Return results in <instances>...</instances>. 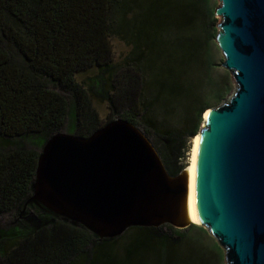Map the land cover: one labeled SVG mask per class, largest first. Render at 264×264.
<instances>
[{
  "label": "trees",
  "instance_id": "16d2710c",
  "mask_svg": "<svg viewBox=\"0 0 264 264\" xmlns=\"http://www.w3.org/2000/svg\"><path fill=\"white\" fill-rule=\"evenodd\" d=\"M170 1L142 0L127 21L124 0H0V264H207L205 248L191 235L196 225L135 227L98 239L30 200L38 150L63 133L67 120L70 135L86 139L110 121H126L147 137L169 176L186 167L179 163L189 148L186 139L198 132L208 94L216 98L222 87L208 80L214 89L194 97L182 89L181 73L174 76L169 68L177 52L191 61L203 46V36L191 31L205 14L202 0ZM119 7L132 55L125 71L105 77L114 58L112 15ZM210 25L202 21V31ZM167 29L181 32L172 53L161 46ZM92 69L101 74L87 89L76 76ZM146 70L158 85L157 99L165 94L189 101L193 117L183 127L151 118L152 102L142 95ZM89 91L106 102L107 119L90 106Z\"/></svg>",
  "mask_w": 264,
  "mask_h": 264
},
{
  "label": "water",
  "instance_id": "95a60500",
  "mask_svg": "<svg viewBox=\"0 0 264 264\" xmlns=\"http://www.w3.org/2000/svg\"><path fill=\"white\" fill-rule=\"evenodd\" d=\"M215 36L234 91L210 108L194 163V214L225 264H264V0H217ZM147 137L113 120L91 136H50L32 196L98 239L174 225L185 185L169 176ZM183 230V229H177Z\"/></svg>",
  "mask_w": 264,
  "mask_h": 264
},
{
  "label": "rangeland",
  "instance_id": "374dc122",
  "mask_svg": "<svg viewBox=\"0 0 264 264\" xmlns=\"http://www.w3.org/2000/svg\"><path fill=\"white\" fill-rule=\"evenodd\" d=\"M137 1V2H136ZM142 2V0H124V4L126 6L127 2L129 4V10L125 13V18L127 21H132L134 17V13L138 12V2ZM175 1V0H174ZM172 3V0L170 1ZM201 5L204 9V13L200 19H198V23L196 24V28L191 31L194 36H203L201 40L204 41L203 46L197 50L194 58L190 61L183 57L182 51L173 55L169 60L168 66L174 71V76L177 73H181L180 76V84L184 91H188V93L194 97H200V95L206 90L210 91L213 87L207 85L208 80H212L213 83L221 84L222 91L220 96L214 98L212 93L208 94L206 98L207 105L203 108L201 113V121L198 124V132L200 130L201 125L203 124V113L206 109L215 108L219 106L225 99L229 98L230 95L234 91V84L231 80V76L229 72L221 66L223 62V56L221 52L217 49V45L215 42V36L218 30L219 18L216 17L215 10L218 6L217 0H202ZM122 12L121 7L116 8L113 11L112 21V50H113V62L111 70L106 73L105 77H114L117 73H121L124 70V65L128 62L130 56L132 55V44L128 41L126 36L124 35L126 26L125 22L122 21ZM205 15V16H204ZM176 17V16H175ZM172 20V19H170ZM175 20V19H174ZM205 20V24L210 25L209 30L202 31V21ZM199 25V27H198ZM181 32H175L174 30H166L165 32L160 33L161 38V46L166 47L169 50V53H172L177 49V42L174 38L179 37ZM179 45V44H178ZM182 55V56H181ZM178 61H180L178 63ZM100 71L98 69L87 70L82 73H79L76 76V81L82 84L85 88L89 89L92 87L93 82H96L97 78L100 75ZM144 77V88L142 91V95L146 100L152 102L153 108L151 111V118L156 122H159L165 126L172 127H183L185 125L186 119L190 121L193 117V113L190 111V106L187 105L188 100H181L180 103H177L174 99L166 98L165 94H161L157 99V91L158 85L153 82L154 77L153 73L146 70L143 72ZM214 89V88H213ZM187 94L186 92H183ZM156 95V96H155ZM188 95V94H187ZM89 97L91 102V107L97 112V114L102 119H107L109 117V111L106 107V102L103 98L96 95L94 92L89 91ZM156 97V102L152 99ZM70 129V120H67L65 123V127L63 129V133L71 134ZM197 132V133H198ZM191 139H186V146L189 148L184 151V155L180 158L178 162L180 165L189 164V159L191 155ZM38 150V152H40ZM197 226V225H196ZM203 227L197 226L191 231L192 238L196 241L197 244L202 245L204 250V258L207 264H225L223 257V249L220 245L208 235L206 230V235H204ZM205 230V229H204ZM127 240L126 237H123L120 240L119 247H121L122 243ZM120 248L117 250L119 253Z\"/></svg>",
  "mask_w": 264,
  "mask_h": 264
},
{
  "label": "bare ground",
  "instance_id": "6f19581e",
  "mask_svg": "<svg viewBox=\"0 0 264 264\" xmlns=\"http://www.w3.org/2000/svg\"><path fill=\"white\" fill-rule=\"evenodd\" d=\"M208 110L206 109L203 113V118L205 119ZM204 124V123H203ZM203 124L200 127V130L195 136L191 139V155L189 159V164L186 166L183 171L179 173V177L184 182L185 187V194L183 196V202H181V215L176 217L174 220V225L177 229H185L190 224L195 225V214H194V178H193V171H194V163H195V155H197V147L198 141L200 140V133L203 127ZM163 163V162H162Z\"/></svg>",
  "mask_w": 264,
  "mask_h": 264
}]
</instances>
